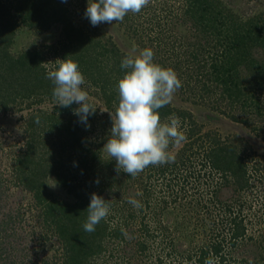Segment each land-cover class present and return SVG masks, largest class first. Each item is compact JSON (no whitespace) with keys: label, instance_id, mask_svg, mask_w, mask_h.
Masks as SVG:
<instances>
[{"label":"trees","instance_id":"trees-1","mask_svg":"<svg viewBox=\"0 0 264 264\" xmlns=\"http://www.w3.org/2000/svg\"><path fill=\"white\" fill-rule=\"evenodd\" d=\"M12 1L13 3L0 0V112H20L24 109L31 111L24 119L23 146L12 155L11 174L13 183L30 192L35 199L36 206L48 222L49 230L64 249V264H97L94 261L96 255L105 250L104 243L108 244V240L112 239L128 244L136 238V251L142 256L146 255L152 249L148 240L162 236L169 229L163 228L160 216L162 214L164 217L163 210L155 212L154 219L158 223L155 227L145 221L147 209L152 207L148 180L169 176L177 178L181 172L184 173L182 169L185 160H193L194 152L199 153L203 149V159H198L201 163L197 165L203 168L209 164L212 170L208 172L211 176L214 173L231 175L239 191L249 188L252 172L258 174L264 171V156H254L252 145L248 141L245 142V139L238 136L224 137L217 130L204 131V124L193 111L174 107L170 103L158 110L161 121L167 123L172 115L179 117L181 125L186 127L182 131L187 136L182 146L169 147L171 152L176 150L175 161L149 166L147 168L151 171L148 174H144L146 168L135 177L128 176L123 171L117 173L116 161L103 155V146L110 138L112 127L109 112L102 111L98 104L89 99L96 110L88 117L90 127H86L74 114V109L79 105H56L53 96L55 85L46 79V62L50 59L47 54L50 52L30 48L14 56L10 48L15 42L20 24L39 31H46L55 24L60 25L61 37L50 48L53 54L58 53L61 60L78 62L79 70L85 77L82 87H87L86 91L102 100L105 109L113 113L119 104L118 82L129 71L121 68V62L129 54L122 51L111 36L91 25L85 16L88 0L80 2V14L84 17L85 27L76 24L68 15L69 9L63 3L64 0ZM183 1L181 20L187 23L189 21L192 31L199 36V41L195 43L185 40L180 43L185 46L183 57L174 50L171 51L170 58L164 57L160 49H153V40L150 41V47L146 46L137 27L128 24V14L119 23L132 35H141L140 44L143 49L153 50L154 63L171 68L177 73L182 82L178 92L187 95L194 102L212 108L226 100V107H230L232 111L225 113L226 115L235 122L255 126L258 119L264 118V13L243 19L229 12L220 0ZM164 12V17H167L168 12ZM48 100H53L52 107H41ZM239 110L250 111L253 115L241 118L236 114ZM37 116L40 118L39 124L35 123ZM99 123L100 127H97ZM106 123L109 124V130L104 129ZM90 132L98 133L95 139L89 137ZM186 175L189 176L183 178L187 183L189 178H193L195 171H187ZM51 176L56 177L74 196L76 200L73 203L59 200L48 191L46 179ZM137 178L140 188L145 191L138 213L128 203L129 198L113 197L116 186L121 184L119 187L122 188V184ZM178 179L173 182L176 186L181 184L180 177ZM181 185L185 190L183 182ZM185 192L187 194V189ZM93 193L108 200L110 213L95 226L94 232L89 233L84 231L83 225L87 221V207ZM156 199L166 206L176 200L172 198L170 201L166 196ZM230 204L226 203V227L221 231H213L215 238L211 243L207 241L194 245L197 253L191 254L190 249L187 254L189 261L197 255V260L194 259L196 264H204L208 258L214 259L217 264H264V251L251 261L231 255L230 250L245 240L246 225L239 215L232 216ZM114 220H117V224L111 226ZM2 223L0 221V226L4 225ZM136 226L140 233L133 236ZM130 235L132 239L129 238ZM170 246L168 244L167 247ZM168 254L170 256L172 252L169 251ZM157 260L159 264L164 263L162 256Z\"/></svg>","mask_w":264,"mask_h":264},{"label":"rangeland","instance_id":"rangeland-1","mask_svg":"<svg viewBox=\"0 0 264 264\" xmlns=\"http://www.w3.org/2000/svg\"><path fill=\"white\" fill-rule=\"evenodd\" d=\"M7 1L13 3L12 0ZM220 1L229 12L231 11L243 19L264 13V0ZM80 2L81 0H64L63 3L68 7V15L75 23L84 26V17L80 14ZM183 2V0H151L150 4L140 13L134 14V17L133 13H128L130 18L128 24L137 27L143 36L141 40L146 46L150 47V41L153 40V49H160L164 57L170 58L172 50L183 57L182 52L185 46H181L180 43H184V40L189 43L199 41L197 32L192 31L191 23L181 20ZM163 9L168 12L167 17H164ZM97 27L106 35L111 36L122 51L138 55L143 50L139 39L141 35H132L119 22L101 23ZM17 29L15 42L10 48L12 55L17 56L30 48L47 50L48 53L50 52L47 54L50 56L49 61L46 62L47 71L58 69L61 58L58 57V53H54L57 56H53L51 49L61 37L60 25L55 24L46 31H39L20 24ZM186 48L188 49V46ZM82 86V90L88 89ZM89 99L98 104L102 110H106L103 101L93 94H89ZM262 99L264 100V95ZM52 103L53 100H48L41 107L50 108ZM198 103L178 91L174 94L171 102L174 107L193 111L198 120L204 124V131L217 130L224 137H242L245 142L248 141L252 145L254 156H264V118L258 119L255 126H246L241 122L233 121L228 114H225L232 113L230 107H226V100L221 101L215 108ZM30 111L31 109H24L20 112H16V110L7 113L0 112V221L4 223L3 226H0V230L3 229L2 232L0 231V264H64V249L61 248L57 237L53 236L49 230L48 222L44 220V215L36 206L32 194L15 185L12 179L10 166L13 160L12 155L23 146L24 119ZM236 114H239L241 118L253 115L247 110H239ZM97 127H100V123ZM183 128L186 127L181 125V130ZM104 129L109 130L108 123ZM97 135V132L89 133L92 140ZM182 145L183 143L178 147ZM195 146L197 147V144ZM203 151L202 149L199 153L194 152L193 160H185L182 169L184 173L181 172L182 174L178 175L181 184L183 182L185 190L187 189V194L182 189L183 185L173 184L175 179L179 180L177 176L175 179L172 178L174 176H169L164 179L148 180L153 200L151 198L152 207L147 209L148 214L145 221L155 227L158 224L154 219L155 212L163 210L164 217L162 214L160 215L163 228L169 227L164 231L165 233H162V236L159 234L160 237L148 240L152 249L147 251L144 256L139 254L135 247L136 238L132 239V235L129 237L132 242L129 241L128 244L119 242V240H108V244L104 243L105 250L96 255L94 261L97 264H159L157 260L159 256H162L163 264H196L194 259L197 260V255L192 261H189L188 251L191 249V254L197 253L195 251L197 248H194V245L207 243V241L211 243L215 238L213 231L216 232L218 229L221 231L226 227L225 216L228 213L226 203H231L232 216L239 215V218L244 219L246 225L245 240L238 243L239 245L233 248V251L230 250L231 255L237 259L246 258L248 261L259 257V254L264 251V171L258 174L252 172L249 188L239 191L234 180L231 179V175L222 176L214 173V176H211L208 172L212 170L209 164L203 168L197 165V163H201L197 160L203 159ZM103 155L109 157L104 149ZM249 169L251 170L252 167L250 166ZM191 170L195 171V175L193 178H189L186 183L183 177H188L187 171ZM150 171L147 168L144 174H148ZM138 180L139 178L135 181L130 180L126 184H122L124 185L122 188L119 187L121 184L116 186L113 189V193H115L113 197L134 198L142 201L145 191L140 188ZM170 181L172 183H169ZM123 183L125 182L123 181ZM46 184L48 191L57 199L69 203L76 200L56 177L47 178ZM138 193L139 195H137ZM163 196H166L170 201L172 198L176 200L173 204L166 206L156 199V197L160 199ZM134 211L137 212V208ZM116 224L117 220H114L111 226ZM135 230L133 236L140 233L137 226ZM162 239L163 244L161 245ZM168 244L171 245V249L167 247ZM227 247L231 249L229 246ZM169 251L172 252L170 256Z\"/></svg>","mask_w":264,"mask_h":264},{"label":"clouds","instance_id":"clouds-1","mask_svg":"<svg viewBox=\"0 0 264 264\" xmlns=\"http://www.w3.org/2000/svg\"><path fill=\"white\" fill-rule=\"evenodd\" d=\"M151 0H88L85 16L92 26L101 23L122 22L128 13L138 14L150 4ZM58 69L46 74L55 85L53 96L56 105L70 107L79 105L74 114L80 122L88 125V117L95 113L96 107L89 102V94L82 90L85 77L79 70L78 62L60 60ZM127 73L118 82L119 104L115 113L109 112L112 120L110 138L104 144L106 154L116 161L117 173L123 171L135 177L149 166H160L175 161L170 145L179 146L187 140L181 130V120L172 115L169 122L161 121L158 110L169 105L182 82L171 68L154 63V52L145 48L138 55L130 53L121 62ZM107 111V110H102ZM35 123H40L39 116ZM98 183V181H97ZM54 186V185H53ZM139 195V193L137 194ZM134 208H141L140 201L129 198ZM88 217L84 231L92 233L101 220L108 217V200L91 194L87 207ZM204 264H216L208 258Z\"/></svg>","mask_w":264,"mask_h":264}]
</instances>
